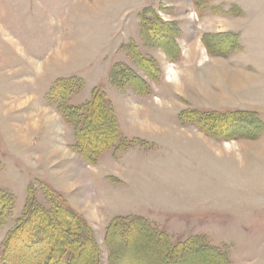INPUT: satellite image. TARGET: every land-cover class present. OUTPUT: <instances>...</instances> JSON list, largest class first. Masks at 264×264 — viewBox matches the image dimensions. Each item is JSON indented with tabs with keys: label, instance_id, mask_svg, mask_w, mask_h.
I'll use <instances>...</instances> for the list:
<instances>
[{
	"label": "rangeland",
	"instance_id": "obj_1",
	"mask_svg": "<svg viewBox=\"0 0 264 264\" xmlns=\"http://www.w3.org/2000/svg\"><path fill=\"white\" fill-rule=\"evenodd\" d=\"M148 11L156 13L152 18L144 14L150 21L158 18L177 28L178 33L173 36L176 44L173 52H177L174 58L160 47L147 43L141 28L139 38L124 36L128 32L132 34L136 18L140 20V15ZM182 29L191 32L189 44L198 48V52L200 45L205 48L206 36L227 38L234 35L239 49L223 57L209 54L205 48L207 55L220 65L232 56L234 60H244L253 67L249 72L245 70L246 75L238 77L235 83L223 76L222 66L217 68L214 83L219 84V97L214 104L207 106V98L202 97L193 85L190 74L194 70L182 66L174 70L169 66V71L164 74L170 85L166 95L171 99L139 107L142 110L140 120L129 128L139 139H128L119 133L120 139L117 138L114 148L109 150L117 155L133 148L136 151L144 148L145 153H155L157 164L150 178L137 177L126 196L111 198L114 209L126 205L125 211L131 212V215L117 218L142 219L153 230L165 234L171 243L200 237L205 240L204 244L220 249L228 264H264V131L255 134L254 131L233 130L230 138L215 139L180 120V115L188 111L247 112L264 127V0H0V190L14 197L10 216L0 226V250L7 233L22 214L27 189L34 188L37 203L46 207L39 185L45 183L37 175L45 169L50 178L52 170L48 164L40 167L32 157L27 158V149L37 144H42L43 148L57 147L59 142L57 130L44 128L43 112L37 107L52 83L59 79L79 80L81 88L78 83H73L74 89L66 103L73 107L86 104L96 86L106 97L113 87L123 92L127 88L125 85L121 90L111 84V76L116 83L119 82L117 75L113 77L117 72L115 69L123 71V76L142 70L128 52L130 45L135 46L142 57L155 62L157 78L148 77L158 80L162 74L161 64L165 61L162 55L170 63L180 61L179 46L185 45L178 43ZM137 39L142 43L137 44ZM121 40L124 44L114 53L112 46ZM202 65L206 66V61ZM143 82L150 91L143 96L148 97L153 93V86H149L146 80ZM107 99L117 121L114 107ZM51 107L61 116L54 106ZM160 109L169 112L168 116L160 118ZM154 110H157L158 117L153 116ZM147 114L152 115L153 125L146 121L150 119ZM159 119L167 128L172 120H177L185 125V129L179 133L166 131L164 139L158 141L160 145L151 135L148 137L151 141L144 139L142 130L147 128L155 134L154 125H161ZM65 124L72 129L75 138L72 149L76 143L74 126ZM186 126H193L195 130ZM137 127L141 133L135 129ZM233 133L236 138L231 137ZM167 143L175 145H169V150L183 154L182 163L193 160L194 154V167L200 165L203 168L173 179L171 173L162 170L166 155L163 160L162 154L158 153L165 151L162 147ZM190 143L195 144L196 149L187 154L184 147ZM98 174H102L100 169ZM176 183L181 184L175 187ZM129 193L132 195L130 199L127 197ZM154 203L158 208L149 210L148 206ZM85 207L82 201L77 205L81 212L92 217V211L88 210L91 205ZM107 212L109 216L118 213ZM133 214L156 218L148 221ZM133 245L122 252L118 264H152L145 254L153 252L147 250L145 257L137 255L135 250L132 251ZM13 255L23 263L32 257L23 249H16Z\"/></svg>",
	"mask_w": 264,
	"mask_h": 264
},
{
	"label": "trees",
	"instance_id": "obj_2",
	"mask_svg": "<svg viewBox=\"0 0 264 264\" xmlns=\"http://www.w3.org/2000/svg\"><path fill=\"white\" fill-rule=\"evenodd\" d=\"M154 13L148 11L140 15L142 35L147 43L160 47L170 58H174L177 52H173L176 46L173 36L178 30L158 18L150 21L144 15L152 18L156 17ZM204 42L207 52L217 56L226 57L239 49L234 35L227 38L206 36ZM128 52L147 76L157 78L155 62L142 57L135 46L130 45ZM115 71L113 77L117 75L119 82L116 83L111 76L112 85L121 90H124L122 86L125 85L140 95L148 92L143 80L136 74L126 73L123 76V71ZM75 82L81 88L82 84L77 79L56 80L46 94V101L56 108L66 123L73 124L76 137L73 148L85 163L93 165L103 152L114 148L117 138L120 139L119 128L110 102L98 88L92 91L90 100L83 106L66 104ZM254 117L247 112L218 114L188 111L180 115V120L196 126L199 131L215 139H227L233 130L247 133L254 131L255 134L263 132L264 127ZM231 137L236 138L235 133ZM39 185L46 207L37 203L34 188L27 189L22 214L1 244L0 264H100V249L92 229L67 206L58 193L45 184ZM13 203V195L0 190V226L10 216ZM204 241L195 236L171 243L165 234L153 230L146 221L139 218L112 220L106 228L104 239L109 264H118L122 252H126L132 243L135 244L131 246L132 251L135 250L137 255L144 256L147 250L153 252L150 256L145 254L152 264H228V259L220 249L204 244ZM16 249H23L32 256L31 260L20 262L19 257L13 255Z\"/></svg>",
	"mask_w": 264,
	"mask_h": 264
},
{
	"label": "crops",
	"instance_id": "obj_3",
	"mask_svg": "<svg viewBox=\"0 0 264 264\" xmlns=\"http://www.w3.org/2000/svg\"><path fill=\"white\" fill-rule=\"evenodd\" d=\"M133 35L136 36V38L137 37L139 38L141 36L139 18H136V22L132 29V34L128 32L124 36H126L127 38H131ZM190 36H191L190 31L188 32V30L186 29L181 30V35L180 38L178 39V43L179 45L185 43V45L184 47L179 46L180 47L179 49L181 50L180 61L176 63H170L168 62L167 57L165 55H162L165 61L162 62L161 64L162 74L158 80L151 79L150 77L145 75V73H143L142 70L141 71L139 70L140 73L139 72L136 73L140 79H142L143 81L146 80L149 86L151 87L153 86L152 87L153 89L151 88L153 93L148 97L135 93L131 88H126L125 91L120 92L112 86L113 88L110 89V92L105 91L107 92L106 93L107 97L109 98V100L111 101L114 107L118 126H119V133L121 134V136L128 139L137 138L138 136L134 135L133 134L134 131L129 130V128L132 127L131 124L133 125L134 123H137L135 121L140 120L138 118H140V113L142 111L141 108H143L149 102L154 103L156 101L161 102L163 100L168 101L169 99H171L170 96L166 95L167 92L169 91L168 89H170L169 88L170 85L169 82L165 80L166 75L164 74L166 71H169V66L174 70L180 66L194 70L193 73L190 74L192 75L191 77L194 80L193 82L195 83L193 85L202 97L207 98L206 99V101H208L207 106H211L212 104H214L213 101L218 100L219 97L218 95L219 84L216 82L214 83V77L218 76L216 75L217 68H220L222 66V70L225 72V75L223 76L226 77L228 76L227 80L235 83L238 77L239 78L244 77V75H246L245 72L246 71L249 72L248 70L253 67L251 63L246 62L244 60H236V59L234 60L232 56L229 57L226 61L221 62L222 65H220L219 61L216 62V60H212V58H210L207 55L206 50L202 45H200L201 48H199V52H198V48L197 49L192 48L191 47L192 45L189 44V39H188ZM139 40L140 39L136 40L138 41L137 44L142 43V41ZM123 44L124 41L121 40L116 44H114L111 50L114 53H116ZM141 46L139 45V47ZM182 51H184V53H182ZM122 55L124 54L122 53ZM202 59H205L206 66L202 65L203 63H205V61H202ZM157 60L159 61V59ZM227 68L231 69L233 72L229 71ZM105 74L106 73H104L103 75L104 77ZM67 77H69V75ZM67 77H63V78H67ZM188 78H190V76H188ZM196 79H197V83H196ZM159 86H160V90H158ZM96 87L99 88L98 86ZM48 91L49 89L46 91L44 96L47 94ZM179 95L182 96L183 94L179 93ZM44 96L43 99L37 103V107L41 108L43 112L42 113V115L44 116V118L42 119V122L44 123L43 126H45L44 128L51 127L53 128L52 130H57L56 137L58 136L57 139H59V142L56 143L57 147L51 145L43 148L42 144L33 145L31 146V148L27 149L28 150L27 158L29 156L32 157V159L35 160L34 163L36 164L39 163L38 165H40V167L44 163L45 165L47 164L50 165L52 170L51 172L52 175L50 174L51 177L49 178L47 176L48 173L47 171L45 172L44 169V171H41L39 174L37 173L38 179H40V181H43L51 189H53L56 193H58L65 200L67 206L85 220L88 226L93 230L95 240L100 249V254H101L100 264H109L108 250L104 242L106 228L109 222H111L109 220L110 219L114 220L117 217L131 215L130 211H125L126 205L114 209L115 205L111 200V198L113 197L117 198L118 195L126 196V191L132 187L131 185H133L137 177L140 178V176L142 175L146 179L150 178V176L155 172L157 166L155 157L153 156V154L155 153H151L150 155L149 152L145 153V151L143 150L144 148L136 151L133 147H132L133 149L127 150V152L117 155L108 150L102 153L101 157L99 158V162H97V164H95L94 166L88 165L78 155V153L75 150H73V148L71 149V146L75 139L73 138L72 129L65 124L63 118L57 112H55V109H53L45 101L46 97ZM160 110H161V114L159 115L160 118L162 117L165 118L166 116H168L169 112H167L164 109H160ZM156 111L154 110L152 111V113L153 116L158 117ZM147 117H149L150 119H147L146 121H148L153 125V122L155 121L152 118V115L150 116L147 114ZM158 122L161 123V120L159 119ZM171 123L173 124V126H171L172 124H169V128L165 127L163 123H161V125H159L158 123L157 125H154L156 127L154 128L155 134L154 132L150 133L151 131L150 130L147 131L146 128L145 130H142V133H144L143 134L144 136L142 135V137L146 140L148 139V141H151L152 139L148 138L151 135L152 138L155 137L158 139L156 141L157 143L158 141H161V139H164L163 133H165L166 131L169 132L171 130H174L175 132L179 133L181 129H185V125L179 124L177 120H172ZM186 127L189 128L190 126H186ZM190 128L195 130V127L193 126ZM135 129L140 130L138 127ZM145 131H147L150 134L146 133ZM139 132L141 133V130ZM158 144L160 145L159 142ZM169 145L171 147V145L173 144H169ZM169 145L167 143V145L162 147V149H164L165 151L161 150V152L158 151V153L162 154L163 157H161V159L163 160L165 159L164 156L166 155L167 159L166 162L163 164L164 168H162V170L165 173H171L173 179H177V177L181 174H189L190 172H194L195 170L200 171L203 168V166L200 165L194 167V164L192 162L196 156L194 154H192L194 156L193 160L187 161L188 160L187 159L185 163H182L183 161L182 159H184V157L182 158L181 155L183 154L180 152L178 154L177 152L171 149L169 150L168 147ZM186 145L187 148L184 147V150H187V154L190 152L193 153V150L196 149L195 144L193 143ZM98 169H100L102 174H98ZM180 184L181 183H176L174 184V186L178 187ZM170 185L172 187L171 183ZM127 197L130 199V197H132L131 193H129ZM81 201L84 204V207L91 205V208H89L88 210L92 211V215H91L92 217L84 214L83 212H81L79 208H77V205L79 206V202ZM148 207L149 210L151 208L154 209L158 208L156 206V203ZM107 211H110L111 213L116 211L118 213L117 215L114 214L113 216H109L110 214ZM86 212L89 214V211ZM133 215L140 216L144 219H148V221L149 220L153 221L156 218L154 216L153 218H150L147 217L146 215H137V214H133ZM178 242H182V241H178ZM104 247L106 248L105 250L103 249Z\"/></svg>",
	"mask_w": 264,
	"mask_h": 264
},
{
	"label": "bare ground",
	"instance_id": "obj_4",
	"mask_svg": "<svg viewBox=\"0 0 264 264\" xmlns=\"http://www.w3.org/2000/svg\"><path fill=\"white\" fill-rule=\"evenodd\" d=\"M156 254V253H155ZM136 256V255H135ZM150 256V255H149ZM213 262V261H212ZM210 264V263H209ZM213 264V263H212ZM216 264V263H215Z\"/></svg>",
	"mask_w": 264,
	"mask_h": 264
}]
</instances>
